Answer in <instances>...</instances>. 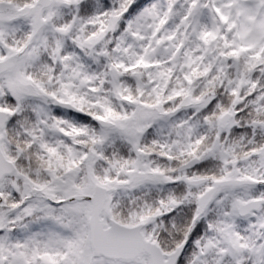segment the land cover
Instances as JSON below:
<instances>
[{
    "label": "snow or ice",
    "instance_id": "obj_1",
    "mask_svg": "<svg viewBox=\"0 0 264 264\" xmlns=\"http://www.w3.org/2000/svg\"><path fill=\"white\" fill-rule=\"evenodd\" d=\"M0 264H264V0H0Z\"/></svg>",
    "mask_w": 264,
    "mask_h": 264
}]
</instances>
